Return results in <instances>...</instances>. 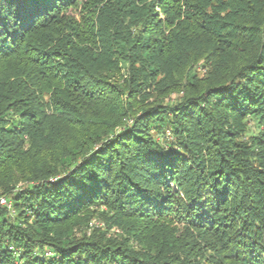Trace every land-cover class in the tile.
Instances as JSON below:
<instances>
[{
    "label": "trees",
    "instance_id": "trees-1",
    "mask_svg": "<svg viewBox=\"0 0 264 264\" xmlns=\"http://www.w3.org/2000/svg\"><path fill=\"white\" fill-rule=\"evenodd\" d=\"M4 196L0 264H264V0H0Z\"/></svg>",
    "mask_w": 264,
    "mask_h": 264
},
{
    "label": "rangeland",
    "instance_id": "rangeland-1",
    "mask_svg": "<svg viewBox=\"0 0 264 264\" xmlns=\"http://www.w3.org/2000/svg\"><path fill=\"white\" fill-rule=\"evenodd\" d=\"M24 185L26 186V183L19 182L16 189L24 187ZM21 189H23V188H21ZM7 203H8L7 198L5 196L0 197V205L1 206H3V207L7 206L8 208H10V205ZM75 229H76V231H74V234H77V235H79V233H81V232H88L89 234H91V232L93 230H99V229L102 230V232L108 231L109 236L119 237L121 235V232L119 230H117V228H109L107 223H105L103 220L98 219L97 217H93L91 219V221L87 224V226L79 225Z\"/></svg>",
    "mask_w": 264,
    "mask_h": 264
}]
</instances>
